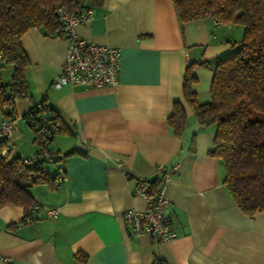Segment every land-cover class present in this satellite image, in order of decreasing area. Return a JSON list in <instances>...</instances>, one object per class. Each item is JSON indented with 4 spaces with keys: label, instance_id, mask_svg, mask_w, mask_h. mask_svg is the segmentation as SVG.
Instances as JSON below:
<instances>
[{
    "label": "crops",
    "instance_id": "crops-1",
    "mask_svg": "<svg viewBox=\"0 0 264 264\" xmlns=\"http://www.w3.org/2000/svg\"><path fill=\"white\" fill-rule=\"evenodd\" d=\"M74 30L119 48L118 81L52 88L68 38L37 27L21 36L30 97L13 101L17 132L10 156L36 149L22 115L42 96L66 129L50 142L56 161L47 171L54 182L21 181L38 206L33 218L21 222V206H0V264H152L156 257L166 264H264V211L249 217L232 200L221 160L208 154L214 126L196 121L182 92L188 58L191 89L199 102L209 101L213 66L234 50L242 25L210 17L181 21L171 0H92L89 19ZM175 101L187 119L181 136L167 123ZM71 149L85 155H66ZM157 164L173 168L165 196L176 235L166 243L132 234L121 216L126 208H144L130 185L139 176L153 180ZM48 208H57L56 216Z\"/></svg>",
    "mask_w": 264,
    "mask_h": 264
},
{
    "label": "trees",
    "instance_id": "trees-1",
    "mask_svg": "<svg viewBox=\"0 0 264 264\" xmlns=\"http://www.w3.org/2000/svg\"><path fill=\"white\" fill-rule=\"evenodd\" d=\"M181 21L204 17L214 18L220 23H239L243 27L242 37L234 50L217 60L213 66L209 86L210 99L199 102L191 89L195 76L189 63L182 78V92L192 107L196 121L214 126L212 147L208 154L221 160L224 167L223 184L239 209L254 217L264 211V0H171ZM74 0H0V113L16 118L13 101L30 97L27 68L30 60L21 36L31 27L39 28L45 35L62 34L61 24L56 18L58 5L72 6ZM12 65L10 79L2 82L1 69ZM22 115L33 131V140L42 135L31 122L42 114L52 135L44 141L50 147L53 136L66 128L56 112L40 99ZM31 117V118H30ZM186 114L179 101L173 102L167 123L174 135L181 136L186 127ZM5 140H0V206L18 205L23 209L21 222L32 219L35 199L21 181L32 178L31 183L54 182V176L38 167L28 166L20 156L2 154ZM68 154L85 152L69 150ZM53 158L50 162H55ZM153 191L157 185L154 178L149 181ZM8 224L7 227L14 226ZM82 263L86 255L77 254ZM152 264H166L155 258Z\"/></svg>",
    "mask_w": 264,
    "mask_h": 264
},
{
    "label": "built area",
    "instance_id": "built-area-1",
    "mask_svg": "<svg viewBox=\"0 0 264 264\" xmlns=\"http://www.w3.org/2000/svg\"><path fill=\"white\" fill-rule=\"evenodd\" d=\"M91 5L92 0H74L72 6L58 5L56 7V18L61 24L62 35L68 38V46L57 76L50 81L52 88L58 89L64 84L100 88L114 85L118 81L121 59L119 48L90 42L74 30L76 24L89 19ZM185 61L189 64L188 58ZM36 106H41L39 99L36 101ZM38 118H31L32 125L42 133L40 137L33 140L36 149L30 154H21L20 157L28 166L38 167L42 172H47V164L55 154L44 141L52 135L55 127L48 128L45 125V114ZM16 132L17 118L3 116L0 121V140H5L2 154L9 153L15 146ZM56 172L58 179L61 180L62 167L56 166ZM172 173L173 168L157 164L154 170L157 185L153 191L150 189V179L146 177L139 176L130 185L132 195L141 196L145 202L142 209L130 207L121 213L124 224L132 234L146 233L157 243H166L176 235L167 212L170 201L165 196ZM35 207L38 206L35 205ZM57 212V208L46 209L47 215L52 217L56 216Z\"/></svg>",
    "mask_w": 264,
    "mask_h": 264
},
{
    "label": "rangeland",
    "instance_id": "rangeland-1",
    "mask_svg": "<svg viewBox=\"0 0 264 264\" xmlns=\"http://www.w3.org/2000/svg\"><path fill=\"white\" fill-rule=\"evenodd\" d=\"M1 75H2V82H5L10 79V73L8 69H6V67L1 69Z\"/></svg>",
    "mask_w": 264,
    "mask_h": 264
}]
</instances>
